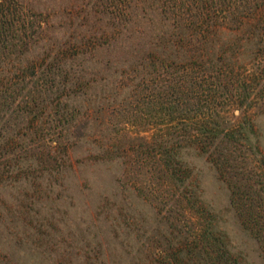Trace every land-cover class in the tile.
<instances>
[{
	"label": "trees",
	"instance_id": "16d2710c",
	"mask_svg": "<svg viewBox=\"0 0 264 264\" xmlns=\"http://www.w3.org/2000/svg\"><path fill=\"white\" fill-rule=\"evenodd\" d=\"M262 43L264 0H0V248L22 264H242L193 152L264 254L259 73L241 75ZM72 183L98 187L90 218L70 215ZM130 194L168 228L165 259Z\"/></svg>",
	"mask_w": 264,
	"mask_h": 264
},
{
	"label": "rangeland",
	"instance_id": "374dc122",
	"mask_svg": "<svg viewBox=\"0 0 264 264\" xmlns=\"http://www.w3.org/2000/svg\"><path fill=\"white\" fill-rule=\"evenodd\" d=\"M239 33L246 34L247 31L243 30ZM253 62V64L247 63L248 66L245 67V69L241 72V75L247 77L248 75H250V73H259V78L255 85V88L258 91L257 93L259 99L256 101V106L259 113L258 127L264 134V89L261 90V88H264V74L261 73L264 70V43L260 44L258 55L255 60H253ZM127 130L131 131L132 129L128 127ZM85 149L86 145L83 148L77 149L76 152L73 153V158L84 157L86 155ZM188 162L193 168V174L196 176L197 181L201 184L204 204L207 205L213 212V214L216 215L218 227L223 230L225 234V240L228 241L231 252L241 259L242 264H264V254L261 251L258 242L247 230L243 228L240 220L230 206L229 194L226 186L216 178L214 170L210 167V165L205 161L204 158L197 156L196 153L191 152L188 154ZM84 170L85 172H89L90 170H92V168L84 167ZM8 193H10V191H6L3 196L8 197ZM69 193L73 195V198L76 201V207L73 209L74 212H70V215H72L73 219L78 220L81 218H90V216L94 213L93 207L98 198V187L92 186L91 188H84L83 186L82 188L79 187V185L74 186V184L72 183L70 184ZM130 195L132 200L134 199V209H130L131 214H135L137 216V214L140 213L144 216V222L141 229V238L147 242L145 244V247L149 248L150 250H156V252H159L160 257L165 259L168 254V246L166 240L168 238H171L169 236L170 234L168 228H166V225L164 223H161L159 224V229L156 230L158 223L156 222L157 218H155L152 208L147 204L141 202L138 198H134L132 194ZM61 203L62 204H60L59 207L61 209V212H58V219L62 217V213L67 205L66 200L61 201ZM180 220H183L181 221V225H183L184 230H187V232H189L193 220H191L189 217H181ZM92 230L95 231V228L92 227ZM97 241L100 242V239H96V242ZM95 243L93 242L94 246ZM115 245L116 244H114V246ZM43 247H45V245ZM2 249L7 253L5 251L2 252ZM2 249L0 248V255L3 256L2 254L6 253V256L4 257H7L6 259H4V262H6L4 264H22L29 256V254L17 255L16 261L12 256H8L9 249H6L4 246ZM128 258L130 259V257ZM116 259H118V257ZM28 260L32 261V259ZM143 260L145 261H143L142 264H149L147 259ZM53 263L66 264V261L61 258L54 260ZM123 264L131 263L126 260L123 262Z\"/></svg>",
	"mask_w": 264,
	"mask_h": 264
}]
</instances>
